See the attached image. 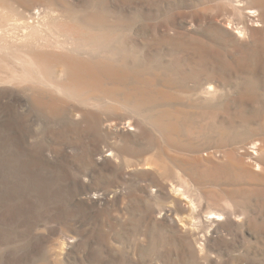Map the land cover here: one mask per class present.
<instances>
[{
    "label": "rangeland",
    "instance_id": "rangeland-1",
    "mask_svg": "<svg viewBox=\"0 0 264 264\" xmlns=\"http://www.w3.org/2000/svg\"><path fill=\"white\" fill-rule=\"evenodd\" d=\"M0 264H264V0H0Z\"/></svg>",
    "mask_w": 264,
    "mask_h": 264
},
{
    "label": "bare ground",
    "instance_id": "bare-ground-1",
    "mask_svg": "<svg viewBox=\"0 0 264 264\" xmlns=\"http://www.w3.org/2000/svg\"><path fill=\"white\" fill-rule=\"evenodd\" d=\"M24 27V26H23Z\"/></svg>",
    "mask_w": 264,
    "mask_h": 264
}]
</instances>
